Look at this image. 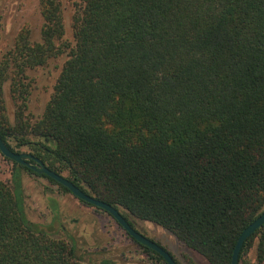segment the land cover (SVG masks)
I'll return each instance as SVG.
<instances>
[{"label":"trees","instance_id":"trees-1","mask_svg":"<svg viewBox=\"0 0 264 264\" xmlns=\"http://www.w3.org/2000/svg\"><path fill=\"white\" fill-rule=\"evenodd\" d=\"M39 6L40 42L22 28L0 61L2 142L67 173L133 229L121 211L168 231L209 264H230L240 233L264 210V0H80L73 46L61 42L60 0ZM66 52L32 121L26 73ZM23 173L36 175L13 162L11 185L0 180V264H89L54 227L52 199L48 225L29 220ZM253 248L263 264L264 224L238 264Z\"/></svg>","mask_w":264,"mask_h":264},{"label":"rangeland","instance_id":"rangeland-1","mask_svg":"<svg viewBox=\"0 0 264 264\" xmlns=\"http://www.w3.org/2000/svg\"><path fill=\"white\" fill-rule=\"evenodd\" d=\"M60 5L64 27L61 42L73 46L72 17L80 6V0H60ZM42 23L39 0H0V61L13 47L22 28H28L30 41L40 42ZM66 60L67 52L50 58L42 67L27 71L26 115H29L32 121L43 114ZM7 84L4 86L3 98L7 115L12 119L15 106ZM16 150L20 153H29L27 148ZM12 171L13 162L0 154V180L11 185ZM61 175L65 178L68 176L65 172ZM22 182L29 220L42 227L48 225L52 221L50 208L52 199L60 215L54 227L58 228L59 225L63 227L62 237L66 235L72 237L78 255L86 263L102 264L103 261H109L111 264H162L153 255L145 253L104 211L83 204L48 179L23 173ZM121 212L137 232L162 246L178 264H188V260L194 264H209L202 255L184 246L168 231ZM254 254L253 248L241 264H257Z\"/></svg>","mask_w":264,"mask_h":264},{"label":"water","instance_id":"water-1","mask_svg":"<svg viewBox=\"0 0 264 264\" xmlns=\"http://www.w3.org/2000/svg\"><path fill=\"white\" fill-rule=\"evenodd\" d=\"M0 154L22 166H26L31 169L36 175H44L49 179L53 180L60 186L66 188L69 193L78 199L81 202L89 204L95 208H98L105 213H107L123 230L124 232L131 237L136 243L148 248L149 250L158 254L166 264H176L173 257L166 251L162 246L158 245L153 240L145 237L144 235L137 232L133 229L129 223L125 220V218L121 215V213L115 209L113 206L97 200L94 196L89 195L85 191L81 190L73 183H71L67 178L63 177L61 174H58L52 170H50L47 166H45L38 158L34 157L30 153H17L11 151L0 139ZM31 161L34 165L28 163ZM264 224V210L261 214L250 224L248 225L239 235L236 245L234 247L232 256H231V263L230 264H238V256L240 250L244 244V242L253 235L260 227Z\"/></svg>","mask_w":264,"mask_h":264},{"label":"flooded vegetation","instance_id":"flooded-vegetation-1","mask_svg":"<svg viewBox=\"0 0 264 264\" xmlns=\"http://www.w3.org/2000/svg\"><path fill=\"white\" fill-rule=\"evenodd\" d=\"M30 154H31V153H30ZM29 162H31V161H28V163H29ZM29 164H31V165H34V163H33V162H32V163H29ZM37 177H38V176H37Z\"/></svg>","mask_w":264,"mask_h":264}]
</instances>
